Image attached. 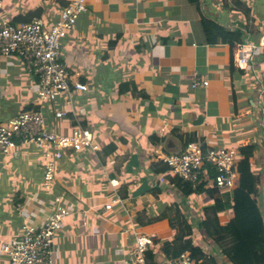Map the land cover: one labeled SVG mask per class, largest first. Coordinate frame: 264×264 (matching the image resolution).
Segmentation results:
<instances>
[{
    "label": "crops",
    "instance_id": "0c3cea01",
    "mask_svg": "<svg viewBox=\"0 0 264 264\" xmlns=\"http://www.w3.org/2000/svg\"><path fill=\"white\" fill-rule=\"evenodd\" d=\"M63 1L4 0L0 18L22 23L37 11L35 18L49 28ZM86 8L61 39L70 81L87 88L74 90V113L61 100H40L26 64L0 56V125L34 109L47 130L70 135L80 124L98 146L62 150L49 191L43 172L52 149L28 144L0 151V241L21 238L24 224L42 223L60 198L72 214L54 237V264H125L134 248L132 230L153 238L161 263L159 248L174 238L178 218L211 252L203 220L228 222L231 190L209 181L195 191L169 175L158 179L161 158L183 151L189 139L205 151L226 148L236 161L240 146L254 144L250 166L259 178L256 200L264 218V63L257 47L246 68H237L233 56L239 41L264 46V0H86ZM199 8L240 31L232 53L226 44L206 43ZM196 75L208 86L191 88ZM57 111L67 113L56 117ZM208 188L211 194L203 191ZM213 256L215 264H229ZM0 264H9L1 251Z\"/></svg>",
    "mask_w": 264,
    "mask_h": 264
},
{
    "label": "built area",
    "instance_id": "2783aa9c",
    "mask_svg": "<svg viewBox=\"0 0 264 264\" xmlns=\"http://www.w3.org/2000/svg\"><path fill=\"white\" fill-rule=\"evenodd\" d=\"M3 2L4 0H0V9ZM86 10V0H67L57 21L49 28L39 18L22 23H12L0 18V56L13 55L22 60L28 71L37 78V95L40 100H61L72 113L74 90L85 91L87 88L78 81H70L67 66L61 57V39L72 30L78 16ZM254 49L250 42L236 44L233 53L235 66L246 68ZM207 86L208 80L194 76L191 88ZM66 113L57 111L55 116L62 117ZM28 144L53 150L51 158L44 165L43 182L46 191L52 187L55 165L62 156V150L80 151L84 147L98 149L92 134L80 124L70 135H59L47 130L44 117L39 111L21 112L0 125V151L3 154L17 146ZM161 161L166 171L158 178L159 182L164 181L165 175H171L194 186L199 181L205 163L215 173L211 181L216 188L232 190L236 186V159L226 148H208L203 154L201 143L190 142L180 153L165 155ZM59 199L54 200L52 213L42 223L36 226L23 225L21 238L0 241V251L8 255L9 264H54V237L72 214L69 208L60 205ZM110 207L111 205H106L107 209ZM22 215L27 217L26 213ZM132 234L134 248L125 264H148L145 253L154 244L153 238L134 230ZM159 264H201V260L183 252L178 257L164 259Z\"/></svg>",
    "mask_w": 264,
    "mask_h": 264
},
{
    "label": "trees",
    "instance_id": "16d2710c",
    "mask_svg": "<svg viewBox=\"0 0 264 264\" xmlns=\"http://www.w3.org/2000/svg\"><path fill=\"white\" fill-rule=\"evenodd\" d=\"M192 1L195 4L198 2V0ZM66 2V0L63 1L62 4L64 5L62 8ZM37 16V11L30 12L27 14V17L21 18V21L29 22ZM199 16L206 43L209 45L226 44L229 47V52H231L235 39L241 36L240 31L238 29L232 31L224 27L205 15L200 8ZM239 42L247 43L246 41ZM252 44L259 49L257 56L262 58L261 62L264 63V46H259V41L253 42ZM232 69L234 68L232 67ZM238 71L244 73V70ZM262 89L264 91V80L262 81ZM26 111L36 110L29 109ZM191 141L193 140H185L182 150ZM254 148V144L240 146L238 148L239 157L236 161L238 178L236 186L231 190V197L226 200L232 209L231 218L223 226L218 224L214 219L203 220V225L206 229L203 240L205 239V241L212 244L211 252L207 253L195 243L191 225L185 219L178 218V230L175 232L174 238L172 240L162 241L161 247L159 248V252L165 259L176 258L181 253L188 252L196 259L201 260V264H215L214 254L224 256L229 264H264V218L256 200L259 178L252 172L250 166V159L253 155ZM205 152V149H203V154ZM165 171L166 167L163 165L161 172ZM214 174V171L204 163L203 172L199 177V181L194 186L176 176H169H171V181L177 182L180 187L189 188L190 186L193 190L198 191L209 180L212 183L211 180ZM210 189L208 188L203 191L211 194ZM208 225H210L209 228H207ZM153 245L147 248L145 258L148 264H159Z\"/></svg>",
    "mask_w": 264,
    "mask_h": 264
},
{
    "label": "bare ground",
    "instance_id": "6f19581e",
    "mask_svg": "<svg viewBox=\"0 0 264 264\" xmlns=\"http://www.w3.org/2000/svg\"><path fill=\"white\" fill-rule=\"evenodd\" d=\"M262 43L264 44V37H263V39H262Z\"/></svg>",
    "mask_w": 264,
    "mask_h": 264
},
{
    "label": "rangeland",
    "instance_id": "374dc122",
    "mask_svg": "<svg viewBox=\"0 0 264 264\" xmlns=\"http://www.w3.org/2000/svg\"><path fill=\"white\" fill-rule=\"evenodd\" d=\"M262 43V42H261ZM254 48H256L255 46H254Z\"/></svg>",
    "mask_w": 264,
    "mask_h": 264
}]
</instances>
